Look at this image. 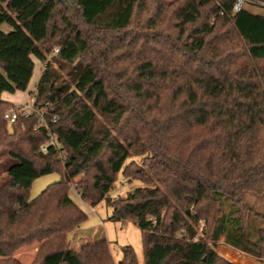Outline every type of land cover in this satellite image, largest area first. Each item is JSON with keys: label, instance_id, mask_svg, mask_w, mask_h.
I'll use <instances>...</instances> for the list:
<instances>
[{"label": "trees", "instance_id": "trees-1", "mask_svg": "<svg viewBox=\"0 0 264 264\" xmlns=\"http://www.w3.org/2000/svg\"><path fill=\"white\" fill-rule=\"evenodd\" d=\"M232 5L0 0V25L12 29L0 31V155L11 160L0 182V264H19L11 256L35 243L31 264H137L131 246L114 263L103 236L69 248L86 219L71 186L92 208L105 202L111 221L135 222L143 264H234L217 253L221 239L264 261V212L245 198L264 197V16ZM32 57L45 63L36 102L51 104L42 129L33 115L9 124L15 106L1 100L27 89ZM54 172L60 180L30 199L33 181ZM119 175L144 186L109 199Z\"/></svg>", "mask_w": 264, "mask_h": 264}, {"label": "rangeland", "instance_id": "rangeland-1", "mask_svg": "<svg viewBox=\"0 0 264 264\" xmlns=\"http://www.w3.org/2000/svg\"><path fill=\"white\" fill-rule=\"evenodd\" d=\"M264 1V0H263ZM244 9L251 11L252 13L264 15V8H260L257 6H245ZM211 23L207 21L203 24L202 33L206 31H210ZM11 27L7 24L0 25V31L5 33L11 32ZM53 54H47L45 61H49L54 63L53 61ZM33 61L35 62V67L32 74V79L25 91H15V93L10 94L3 92L1 95V100L13 104L15 106H23L29 98L30 92L34 89V82H37L39 79L40 74L42 73L45 63L39 62L34 57H32ZM55 65V64H54ZM56 66V65H55ZM63 74V73H62ZM48 102V101H47ZM45 101L36 102L38 105H42L43 103H47ZM49 103V102H48ZM51 107V104L47 105L48 108ZM15 108V107H14ZM9 110V109H8ZM7 112V111H6ZM5 112V113H6ZM47 114V112H46ZM23 115V114H22ZM35 117V129L38 128V122L40 120V115L37 113L31 114ZM24 116V115H23ZM25 117V116H24ZM44 121L47 124L48 121L46 120V116L44 117ZM11 124V123H9ZM7 125V124H6ZM8 126V125H7ZM2 151V150H1ZM2 154V153H1ZM63 156V154L61 155ZM134 160L136 162V166L141 167L143 157H131L129 159ZM11 160L8 157L4 156L3 154L0 155V182L3 178H5L6 173H4V165L8 164ZM60 174L57 172L50 173L49 175L41 176L35 179L30 186L28 196L30 199H34L37 195H39L44 189H46L49 184L57 182L60 180ZM144 185L137 180L127 181L123 179L120 175L117 177L116 182L113 184L111 192L107 195V198H125L128 193H133L137 187H143ZM72 188L69 191V197L75 203L80 210H82L85 215L86 219L82 222L79 229H93L88 236L80 237V233L76 232L77 230L70 233L69 236V248L70 249H77L78 246L82 244V242H94L98 237L103 236L107 242L110 249L111 257L114 263L119 261L122 257L121 247L123 246H131L134 249L137 264H143V248L141 243V233L135 224L134 221L129 220V222H121V221H111L109 219L112 210L109 208L105 202H100L92 208L89 203L84 202L75 192V188ZM245 198H247L248 204L257 211L264 212V197L256 196L247 193ZM229 209V202H224L223 206L221 207L222 212H227ZM199 231V230H198ZM97 232V233H96ZM83 233V232H82ZM81 233V234H82ZM200 234V231H199ZM178 236V233H177ZM197 238V237H196ZM82 240V241H80ZM222 239L219 241L218 247L216 248L217 253L222 257L224 260H228L234 264H241L237 261V255L241 254L245 257L249 264H264V261L255 260L252 257L248 256L243 252H239L230 248L229 246L222 245ZM39 248V243L32 244L30 246H22L19 247L18 250L11 256L12 259L16 260L19 264H31L35 256L37 254V250ZM232 250V251H231ZM3 258L0 257V260Z\"/></svg>", "mask_w": 264, "mask_h": 264}, {"label": "built area", "instance_id": "built-area-1", "mask_svg": "<svg viewBox=\"0 0 264 264\" xmlns=\"http://www.w3.org/2000/svg\"><path fill=\"white\" fill-rule=\"evenodd\" d=\"M233 1V5H232V9H233V13L234 12H239L241 10L244 9L245 6H257L260 8H264V1L263 0H232ZM58 49H55V52H57ZM34 84V89L31 90L29 98L27 100V102L25 104H23V106H15V108H10L5 114H4V119L8 122V123H15L16 119L18 118L19 114H23L25 117H29L31 116V114L33 113H37L40 115V120H39V129L42 128H47L48 127V123L46 124L44 121V117L46 116V108L47 105H49V103H43L42 105H38L36 103V99H37V93L35 90V86H36V82L33 83ZM56 118L53 117L51 122H55ZM47 138H48V143L47 145H54L58 150L60 149V145L58 143V141L56 140L55 136L51 133L48 132L47 134ZM47 147L48 146H43L42 150L43 152H47ZM182 233L178 232V237H181ZM197 238L194 237L192 238V242L196 241Z\"/></svg>", "mask_w": 264, "mask_h": 264}, {"label": "crops", "instance_id": "crops-1", "mask_svg": "<svg viewBox=\"0 0 264 264\" xmlns=\"http://www.w3.org/2000/svg\"><path fill=\"white\" fill-rule=\"evenodd\" d=\"M165 1H166L167 3H170V1H172V0H165ZM262 16H264V15H262ZM7 103H8V102H7ZM12 105H13V104H12ZM14 106H15V105H14ZM92 230H93V229H82V230H81V229H78L76 232L80 233V237L83 236V235H84L83 237H85V236L87 237L88 234L92 232ZM82 232H83V233H82ZM81 233H82V234H81ZM81 238H82V237H81ZM80 241H82V240H80Z\"/></svg>", "mask_w": 264, "mask_h": 264}]
</instances>
